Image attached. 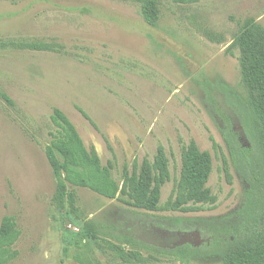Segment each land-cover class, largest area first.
<instances>
[{"label":"rangeland","instance_id":"rangeland-1","mask_svg":"<svg viewBox=\"0 0 264 264\" xmlns=\"http://www.w3.org/2000/svg\"><path fill=\"white\" fill-rule=\"evenodd\" d=\"M155 1L153 27L140 0H0V227L9 216L21 232L8 264H222L164 251L199 245L196 221H226L244 200L247 184L230 159L219 110L241 126L219 85L246 95L235 42L246 20L264 28V0ZM33 44L44 48L24 47ZM55 110L121 188L125 170L164 151L170 180L158 211L132 207L121 191L111 200L68 185L81 217L106 212L147 248L85 239L74 230L77 215L67 217L69 201L64 210L54 204L46 148L58 135ZM191 143L212 157L207 186L215 201L174 210L182 153ZM177 218L186 230L173 226Z\"/></svg>","mask_w":264,"mask_h":264},{"label":"trees","instance_id":"trees-1","mask_svg":"<svg viewBox=\"0 0 264 264\" xmlns=\"http://www.w3.org/2000/svg\"><path fill=\"white\" fill-rule=\"evenodd\" d=\"M145 21L156 26L159 8L155 0H140ZM43 49V46L24 47ZM241 53L242 81L246 95L225 83L219 85V93L227 106L236 115L241 131L232 119L221 110L223 127L221 133L228 148L230 159L242 176L247 188L241 206L228 220L196 221L201 224L199 245L185 244L164 251L166 255L184 261L190 257L213 256L222 264H264V28L255 21L246 20L235 42ZM58 128L46 156L56 179L54 204L64 210L69 201L70 214L78 235L88 240L101 236L131 247L147 248V244L132 234L131 228L106 219V212L92 219H84L76 206L75 195L68 185L87 188L107 199H117L119 192L128 197L134 208L155 212L160 209L163 186L170 180L169 161L163 150H159L153 162L135 164L132 171L125 170L121 185L111 174V169L102 164L95 149L89 150L76 127L60 110L52 116ZM213 172V160L209 153L202 152L196 143H191L182 153L181 177L174 210H185L193 204H211L215 198L208 189ZM105 216V217H104ZM185 219L172 222L179 231L186 230ZM184 228V229H183ZM21 236L13 217H4L0 227V264H8L13 258V247ZM70 245V242H68ZM66 249L65 251H67ZM138 258L139 253L131 252Z\"/></svg>","mask_w":264,"mask_h":264},{"label":"built area","instance_id":"built-area-1","mask_svg":"<svg viewBox=\"0 0 264 264\" xmlns=\"http://www.w3.org/2000/svg\"><path fill=\"white\" fill-rule=\"evenodd\" d=\"M70 228H72L71 226H70ZM75 231H78V228H76V229H74Z\"/></svg>","mask_w":264,"mask_h":264}]
</instances>
